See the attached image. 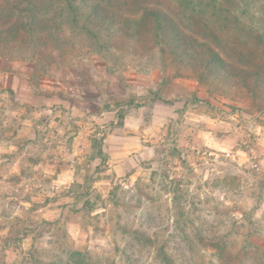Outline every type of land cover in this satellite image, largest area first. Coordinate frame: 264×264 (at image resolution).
<instances>
[{
  "label": "rangeland",
  "instance_id": "1",
  "mask_svg": "<svg viewBox=\"0 0 264 264\" xmlns=\"http://www.w3.org/2000/svg\"><path fill=\"white\" fill-rule=\"evenodd\" d=\"M88 2L0 38V264H264V0Z\"/></svg>",
  "mask_w": 264,
  "mask_h": 264
},
{
  "label": "trees",
  "instance_id": "2",
  "mask_svg": "<svg viewBox=\"0 0 264 264\" xmlns=\"http://www.w3.org/2000/svg\"><path fill=\"white\" fill-rule=\"evenodd\" d=\"M86 7L88 10V16L92 13L99 15L97 11V4H91L88 0H0V38L4 39V42H11L7 40V35H11L12 39L16 35L27 34L31 37H36L38 33L48 31L52 40H57L56 31L60 29L59 23L53 21L56 17L62 18L64 23L74 25L78 23V15L82 11V7ZM200 13L203 12L201 4H197ZM154 20L156 30L158 31L156 37H163L164 24L167 14L160 10L147 11ZM86 16V17H88ZM47 17L49 23H45L46 26H42L39 18ZM62 24V23H61ZM1 33L3 34L1 36ZM208 56L205 58V71L198 74V77L207 75L205 73H211L212 71H219L223 68V60L220 55L215 52L214 49L208 48ZM203 62V63H204ZM201 63V65H203ZM256 76L251 79V71L248 68L240 69L238 75L241 78L244 85H264V79L260 78L259 71L254 72ZM98 154L105 160L107 155L101 150V146L98 145ZM163 256L161 261L165 264H169V258L164 252H161ZM37 259L33 260V263L39 264Z\"/></svg>",
  "mask_w": 264,
  "mask_h": 264
}]
</instances>
